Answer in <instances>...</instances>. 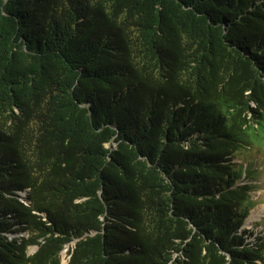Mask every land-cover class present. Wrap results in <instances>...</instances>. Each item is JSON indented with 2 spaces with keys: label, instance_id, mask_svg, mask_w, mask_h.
I'll return each mask as SVG.
<instances>
[{
  "label": "trees",
  "instance_id": "obj_1",
  "mask_svg": "<svg viewBox=\"0 0 264 264\" xmlns=\"http://www.w3.org/2000/svg\"><path fill=\"white\" fill-rule=\"evenodd\" d=\"M260 143L264 0H0V264H264Z\"/></svg>",
  "mask_w": 264,
  "mask_h": 264
},
{
  "label": "rangeland",
  "instance_id": "obj_2",
  "mask_svg": "<svg viewBox=\"0 0 264 264\" xmlns=\"http://www.w3.org/2000/svg\"><path fill=\"white\" fill-rule=\"evenodd\" d=\"M258 150H251L250 152L242 151L240 157L242 159H251L254 161L253 170H255L256 179L251 183L255 185L252 197L256 201V205L251 209L247 219L245 220L242 228L249 229L253 235L258 233L262 228V222L264 221V144H257ZM35 247H31L30 251H33ZM65 253H62V263H66Z\"/></svg>",
  "mask_w": 264,
  "mask_h": 264
}]
</instances>
